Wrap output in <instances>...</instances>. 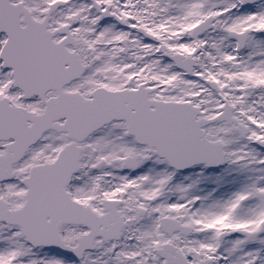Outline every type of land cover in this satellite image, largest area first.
Wrapping results in <instances>:
<instances>
[{
  "label": "snow or ice",
  "instance_id": "obj_1",
  "mask_svg": "<svg viewBox=\"0 0 264 264\" xmlns=\"http://www.w3.org/2000/svg\"><path fill=\"white\" fill-rule=\"evenodd\" d=\"M0 264H264V0H0Z\"/></svg>",
  "mask_w": 264,
  "mask_h": 264
}]
</instances>
